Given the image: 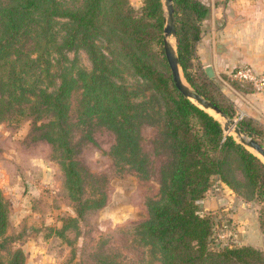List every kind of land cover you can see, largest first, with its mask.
Returning <instances> with one entry per match:
<instances>
[{
	"label": "trees",
	"instance_id": "1",
	"mask_svg": "<svg viewBox=\"0 0 264 264\" xmlns=\"http://www.w3.org/2000/svg\"><path fill=\"white\" fill-rule=\"evenodd\" d=\"M173 3L177 53L186 80L232 116V109L211 90L214 78L198 61L197 72H190L209 6L201 0ZM163 26L162 0H142L137 8L129 0H0V120L22 112L48 116L39 124L46 128L43 135L64 156L61 163L68 175L78 177V162L65 154L71 147L63 125L77 74L84 88L78 120L98 113L112 121L113 106L119 115L113 122L118 131L116 149L125 141L138 148L133 127L137 113L127 110L134 103L127 98L124 86L105 75L109 68L100 50L105 42L110 52L125 59L133 74L149 84L162 106L161 131L172 159L162 184L163 199L151 205L144 230L164 252L165 264H264V251L255 246L209 245L214 221L199 210L197 201L217 179L238 191L241 182L234 166L243 175L247 189L243 196L264 200V163L227 134L219 118L175 87L163 49ZM83 47L92 61L89 73L64 63H70L68 51ZM238 123L264 144L260 139L263 133L251 119ZM4 219L0 191V228Z\"/></svg>",
	"mask_w": 264,
	"mask_h": 264
},
{
	"label": "rangeland",
	"instance_id": "2",
	"mask_svg": "<svg viewBox=\"0 0 264 264\" xmlns=\"http://www.w3.org/2000/svg\"><path fill=\"white\" fill-rule=\"evenodd\" d=\"M129 1L136 8L142 2ZM203 3L210 8L213 0ZM106 47L102 42L100 50L109 68L106 77L124 86L127 98L134 105L137 102L127 110L137 113L133 127L138 148L125 141L116 149L118 131L113 122L119 115L113 106L112 121L98 113L78 120L84 88L77 74L63 125L71 147L65 154L78 162V177L68 175L61 163L64 156L43 135L46 128L39 124L48 116L40 119L35 113L22 112L0 120V191L5 216L0 228V264L166 263L164 252L144 230L151 205L163 199L162 184L172 159L161 131L162 106L149 84ZM67 57L70 63H64L74 69L86 73L92 69L85 47L68 51ZM196 70L195 57L190 72ZM214 80L211 90L232 109L230 117L251 119L263 133L264 143V114L247 97L255 89L226 72ZM233 171L241 182L238 191L217 179L197 201L199 210L214 221L209 245L249 244L264 251V200L244 197L242 172L236 166ZM204 197L207 202L201 200Z\"/></svg>",
	"mask_w": 264,
	"mask_h": 264
},
{
	"label": "crops",
	"instance_id": "3",
	"mask_svg": "<svg viewBox=\"0 0 264 264\" xmlns=\"http://www.w3.org/2000/svg\"><path fill=\"white\" fill-rule=\"evenodd\" d=\"M215 1L202 21L196 44L199 64L203 69L211 65L219 78L240 63L263 70L264 0H222L221 4ZM247 97L264 114V90L249 92ZM201 200L208 201L205 197Z\"/></svg>",
	"mask_w": 264,
	"mask_h": 264
},
{
	"label": "water",
	"instance_id": "4",
	"mask_svg": "<svg viewBox=\"0 0 264 264\" xmlns=\"http://www.w3.org/2000/svg\"><path fill=\"white\" fill-rule=\"evenodd\" d=\"M162 4L164 8L163 49L173 84L184 96L191 99L194 103L207 111L211 109L212 112L209 111L211 114H217L222 117L223 120H219L222 123L224 131L254 153L264 163V145L243 130L235 118L227 116L218 105L202 95L185 79L177 53L174 3L173 0H162ZM170 37L173 38V43L170 41ZM204 70L209 77L216 78L211 65L204 66Z\"/></svg>",
	"mask_w": 264,
	"mask_h": 264
},
{
	"label": "built area",
	"instance_id": "5",
	"mask_svg": "<svg viewBox=\"0 0 264 264\" xmlns=\"http://www.w3.org/2000/svg\"><path fill=\"white\" fill-rule=\"evenodd\" d=\"M226 73L241 82L248 83L255 90H264V69L258 70L250 63H240Z\"/></svg>",
	"mask_w": 264,
	"mask_h": 264
},
{
	"label": "bare ground",
	"instance_id": "6",
	"mask_svg": "<svg viewBox=\"0 0 264 264\" xmlns=\"http://www.w3.org/2000/svg\"><path fill=\"white\" fill-rule=\"evenodd\" d=\"M170 41L173 43L174 42V40H173V38L172 37H170ZM209 111L210 112H212V110L211 109H209Z\"/></svg>",
	"mask_w": 264,
	"mask_h": 264
}]
</instances>
